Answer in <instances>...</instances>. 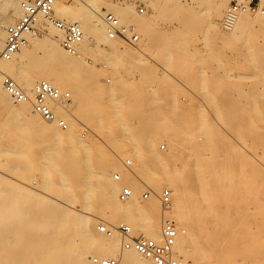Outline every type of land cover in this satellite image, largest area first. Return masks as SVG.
Wrapping results in <instances>:
<instances>
[{
  "label": "bare ground",
  "instance_id": "1",
  "mask_svg": "<svg viewBox=\"0 0 264 264\" xmlns=\"http://www.w3.org/2000/svg\"><path fill=\"white\" fill-rule=\"evenodd\" d=\"M23 1L4 2L3 7L9 10L4 25L20 13ZM228 1H212L208 27L230 43L239 39L249 42L242 55L254 68L247 75L257 83V94L244 103L233 94V84L218 88L207 85L203 101L209 105L212 119L202 110L192 113L191 120L199 124L195 129L185 127L179 115H169L151 106L153 99L123 78H114L109 87L92 82L94 75L87 62L93 59L88 57L86 35L98 43L111 40L97 10L98 0L78 2L75 9L70 1L57 0L56 11L68 13L84 30L76 54L63 47L62 31L41 17L40 32L27 34V43L11 59L0 61V68L29 95V99L16 103L0 81V106L4 109L0 156L11 152L14 158L5 162L6 169L31 182V177L37 175L41 179L37 182L39 187L33 186L39 189L37 192L0 176V264H90L94 254L119 255V264H148L135 248L119 252L122 238L116 231L112 235L96 234V215L112 224L120 219L158 240L162 238L163 220L174 221L178 229L174 255L187 262L264 264V190L247 191L251 186H264V173L259 169L262 166L258 168L245 160L248 152L254 153V157L256 150L263 149L264 153V43L257 39L254 28L259 24V30L264 32V13L242 11L234 27L228 32L220 31L215 20ZM186 3L191 4V0ZM110 6L120 16L126 12L125 6L107 4ZM137 24L148 29L144 21ZM3 35L4 28H0V44ZM118 40L110 42L112 51L104 54L105 62L123 61L117 49ZM151 45L155 47L157 43L153 41ZM33 48L42 50L36 59L30 55ZM172 58L166 55L168 63L174 62ZM182 67L186 74L194 72L191 66ZM37 79L49 81L61 90L68 87L74 94L69 108L55 106L56 114L67 119L68 129H61L55 121L44 119L34 110L33 97L39 81L34 87L33 83ZM72 113L75 118H84L86 126L108 147H114L117 157L123 158L128 148L134 151L137 164L130 171L120 170L121 181L109 174L117 158L109 152L102 154L80 138ZM159 136L169 143L166 154L155 149ZM238 142L245 144V148ZM33 147L40 149L37 157L29 152ZM243 149L247 150L242 152ZM135 176L152 190L151 199H139L136 192L140 183L136 185ZM124 184L133 189L128 201L118 195ZM163 186L171 189L173 199L170 210L162 211L161 217L159 192ZM221 202L226 209L220 211L217 207L222 208ZM73 203L83 206L86 215L76 211ZM248 203L256 204L252 212L246 206ZM86 209L96 217L89 216ZM251 219L256 221V227Z\"/></svg>",
  "mask_w": 264,
  "mask_h": 264
},
{
  "label": "rangeland",
  "instance_id": "2",
  "mask_svg": "<svg viewBox=\"0 0 264 264\" xmlns=\"http://www.w3.org/2000/svg\"><path fill=\"white\" fill-rule=\"evenodd\" d=\"M5 1L6 0H0L1 24H3L4 18H6L9 14V10L3 7ZM67 1L72 2L71 0ZM212 1L213 0H191V4H188L186 3V0H125L124 2H116L115 0H98L99 8L97 10L99 11H101L104 4H106V7L107 4L110 3L111 5L117 4L121 7L125 6L126 12L123 16L117 14L111 8V6L108 8L114 11L119 16L123 24L135 26V29L140 34V40L136 44H129L122 38H120L119 40L118 38H116L115 40L111 39L112 41L109 40L105 42L100 41L98 43L92 36L87 34V43L90 47V50L88 51V57H91L93 59L91 63L88 64L87 62V68L91 72H93L94 76L92 82L94 84H101L105 87H109V85H112L114 83V78H123L132 86L143 89V94L145 95V97L149 96L153 99V101L151 102V106L154 105L155 108H160L163 111H166L169 115H179L180 122L183 123L185 127L189 126L188 128L193 129H195L194 127H198L199 124L191 120L190 115L192 113L195 114L198 113L199 110H202L203 112H205V114L208 115L210 119H212L211 112L208 109L209 105H207L203 101V94L207 85L215 86L218 88L226 86L229 83L233 84V94L236 97H239L242 102L248 103L249 100L255 94H257V83L254 82V78L252 76L249 77L247 75L248 73L253 71L254 68L250 63V60L246 59V57L242 55V51L246 49L245 47L247 45L249 46V42H245L244 40L239 39L234 40L232 43H230L225 38L216 35L211 27H208V22L211 19L210 10L212 7ZM232 1L233 0H229L227 2L223 13L219 18L215 20L220 28V31L228 32V30L224 28L222 20L224 18L227 7ZM70 2L69 5L71 4V8H78V2ZM184 3H186L187 5H184ZM139 4H144L146 6V12L140 13L138 11ZM20 9V13L14 18H11V20L13 21L8 20L5 23L10 24L16 22L22 14V4L20 6ZM91 11L94 15L97 14L95 10L91 9ZM56 13L58 16H62L67 18L68 20H72L70 19L71 17L70 15H68V13H65L64 15L60 14L59 11H56ZM252 13L254 14V12H251V14ZM67 15L69 17H67ZM139 20L144 21L145 24H147L148 29L145 30V27L140 28L137 24ZM254 28L256 31L255 34H257V39L261 43H264V32H261V30H259V24H255ZM5 35L6 33L4 29V35L2 39L3 42L5 40ZM39 36L43 37V34ZM106 36L108 37L107 34ZM117 40V43H120V45L117 46V49L120 51L121 57L123 56V61L117 64H111L108 61L105 62L106 60L103 59V57H105L104 54L110 52V50L112 49H110V46H112L110 45V42L113 43ZM151 41L156 42L157 46H152ZM41 53L42 50L40 49L33 48L30 50L31 58L34 59L38 58ZM166 55H169L171 57L173 56L172 60L174 62L168 63ZM185 65L191 66L194 72L191 74H186V72H184V67H182ZM239 71H242L243 74H238L237 72ZM38 81L41 80H35L33 83V87L34 84ZM62 90L70 91L68 87H64ZM70 92L73 99L74 94L72 93V91ZM71 115H74L73 119L76 122L75 126L80 138L88 143L93 149H98L100 152H102V154L109 152L111 156L117 158V162L115 164L116 166L109 169V174L115 181H121L122 173L120 170H124L125 168V171H130L129 168H132L137 164V159L134 156V151L128 148L125 151L123 158L117 157L115 149L114 151L112 150L114 147L110 148L111 146L108 147L109 145L106 144V142H104L102 139L100 140V138L86 126L87 123H85L86 121L84 118L82 119L81 117L78 119V116H76L75 118V114L73 113ZM2 119L4 120V109L3 106H0V121H3ZM240 143L241 142H238L237 145H241L242 148H245L243 147L245 146V144ZM248 143L250 142H247V144ZM10 145L13 146L11 141ZM162 145H164L165 147L163 148ZM241 146L240 148L239 146H237V148L242 150ZM249 146L252 147V145ZM247 147L248 146H246V148ZM155 149L162 154H166L169 151V143L164 136H159L158 138H156ZM39 150L40 149L38 147H33L29 152L33 157H37L39 155ZM246 150L247 149H243L242 152H245ZM260 152L261 154H264L263 149H259L255 151V157L253 156L254 153L248 152L252 157L247 153L245 160L251 164H254L258 168L259 166H262L259 169L264 173V156L261 155ZM244 156L245 155H243V157ZM13 158L14 155L11 152H4L3 154H1L0 159L2 162L0 163V169L2 171H0V176L9 179V181L12 183L25 185V187L39 192V189L33 187H39L38 183H40L41 180L39 178V175L34 174V176H37L34 177L35 179L31 177V179H33L34 181L31 182L26 178L24 179L22 177L24 175L21 176V174H17L9 168L6 169L7 165L5 164V162H10ZM127 160H131V163H128L129 166L126 165ZM232 161L230 163L233 165L234 163H232ZM241 163H245V161H242ZM234 166L236 168L238 167L236 165ZM117 172L121 173L120 179H116L114 177V174ZM239 172H241V170ZM238 177H240V175ZM135 178L137 180L136 185L140 183L138 185L139 187L137 186L138 190L136 192L139 199L142 201L148 200L149 198L151 199V196H153V194H151L149 197L144 196V193L146 191L145 187L147 186V184L141 177V179H139V176H135ZM234 181L238 182V180ZM125 185L127 184L122 185L121 188ZM166 186H163L161 188L159 195L162 189ZM262 188L264 190V186H258L257 188L251 186L247 188V191L255 192L256 190H260L262 192ZM120 191L121 190H119L118 195L120 194ZM261 202L264 203V199H262ZM218 204L216 203V206ZM221 204L223 205L221 206L222 208H220V205H218L217 207L220 211L224 210V208L226 209V204L224 202H221ZM74 205L76 206V211L81 212L83 215H86V213H83V206L76 203ZM160 205V208L162 209L161 202ZM255 205H253L252 203H248L246 206L252 212L253 209L256 208L254 207ZM213 208L216 209V207ZM209 209L211 210L212 206H210ZM86 210L88 211L87 214L89 216L92 215L93 218L97 216L96 218H94L93 231L98 235H105L99 232L97 227L99 222L105 219L100 218V215V217H98V215L95 216L94 213L91 212L92 210ZM162 211L163 210H161V217ZM121 221L122 220L118 219L117 221H115V223ZM250 222L253 227H256V221L251 219ZM135 231L142 232L141 230ZM121 250L122 246L120 247L119 252H121Z\"/></svg>",
  "mask_w": 264,
  "mask_h": 264
},
{
  "label": "built area",
  "instance_id": "3",
  "mask_svg": "<svg viewBox=\"0 0 264 264\" xmlns=\"http://www.w3.org/2000/svg\"><path fill=\"white\" fill-rule=\"evenodd\" d=\"M73 2L87 3V0H72ZM124 2L125 0H115ZM57 0H28L23 3L20 18L10 24L0 27L5 29V40L0 44V61L11 59L20 48L27 43V34L38 33V21L41 17L47 18L63 33L61 43L70 53L76 54L78 45L83 41L84 30L78 21L68 20L56 13ZM140 13L146 12L144 4L138 5ZM242 11L263 12L264 0H233L226 9L222 24L225 29H231L236 24ZM100 15L107 26V35L110 39L122 38L129 44H136L140 40V34L133 25H125L119 16L106 6H103ZM0 81L13 101L21 102L29 99L27 92L22 89L17 81L0 68ZM72 102L71 92L61 90L51 82L41 80L37 83L33 97L34 110L46 120L55 121L58 126L65 130L69 123L66 118L55 112V106L61 105L69 108ZM164 148L165 146L162 145ZM131 163V160H127ZM116 179L121 178V173L114 174ZM145 197L152 194V190L146 186ZM133 194L129 185L121 188L120 198L128 200ZM172 191L168 187L162 189L160 201L163 212L169 211L172 203ZM99 232L105 235H112L115 231L122 238V250L135 248L147 259L148 264H200L184 261L174 255V247L177 243L178 229L174 221L165 218L162 222L161 240L145 235L143 232H136L132 226L124 221L109 223L102 220L98 224ZM120 257L92 255L90 264H119Z\"/></svg>",
  "mask_w": 264,
  "mask_h": 264
}]
</instances>
